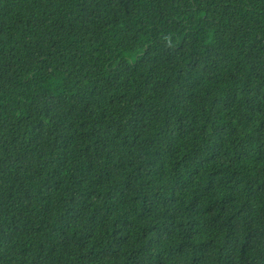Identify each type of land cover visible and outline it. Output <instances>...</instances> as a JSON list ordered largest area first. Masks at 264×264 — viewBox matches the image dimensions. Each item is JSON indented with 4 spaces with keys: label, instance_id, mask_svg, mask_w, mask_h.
<instances>
[{
    "label": "trees",
    "instance_id": "1",
    "mask_svg": "<svg viewBox=\"0 0 264 264\" xmlns=\"http://www.w3.org/2000/svg\"><path fill=\"white\" fill-rule=\"evenodd\" d=\"M0 264H264V0H0Z\"/></svg>",
    "mask_w": 264,
    "mask_h": 264
}]
</instances>
